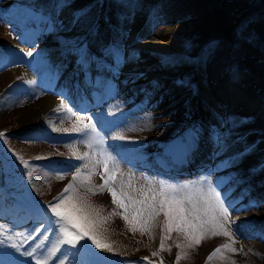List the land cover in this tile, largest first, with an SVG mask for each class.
Masks as SVG:
<instances>
[{"label":"rangeland","instance_id":"1","mask_svg":"<svg viewBox=\"0 0 264 264\" xmlns=\"http://www.w3.org/2000/svg\"><path fill=\"white\" fill-rule=\"evenodd\" d=\"M249 2L263 18L264 4L255 0H96L87 8L89 0H0V130H8L3 132L8 143L0 140V226L23 242L22 250H30L42 238L31 239L40 223L42 235L50 237L49 243L55 241L45 209L72 182L75 166L81 163L69 145H76L79 153L88 151L81 134L52 131L72 127L75 116L66 111L71 108L99 122L105 146L119 161L122 175L115 186L119 189L123 180L124 190L136 198L140 193L132 189L148 181L157 187L161 182L182 186L196 183L209 171L213 182L226 178L219 190L236 222L234 247L242 251L225 256L236 264H264V58L254 48L252 54L261 62L246 64L244 52L252 50L247 39L218 36ZM135 19L140 30L134 29ZM192 30L205 37L199 42L182 38ZM75 41L86 42L101 57L96 62L99 72L90 67L86 73L68 54L69 43ZM113 41L126 57L119 69H109L111 59L102 56ZM143 41L159 42L161 51L142 50ZM29 50L33 57L24 55ZM149 74L148 81L128 87ZM214 79L218 84L228 80L238 98L225 101L216 95ZM152 82L149 96L144 88H151ZM194 125L202 128L199 144L184 155L176 146ZM209 129L223 137L219 150ZM117 135L126 139H114ZM9 149L28 160L31 168L24 169ZM38 156L46 159L36 160ZM130 179L132 187L127 186ZM102 182L99 174L92 178L93 185ZM76 195L107 218L101 230L115 251L100 252V264H160L161 257L164 264H175L180 251L175 244L184 242L176 232L165 241L171 252L152 255L159 249L163 214L151 235L133 233L120 215H111L123 210L112 204L109 193L92 195L78 188ZM230 242L224 236H209L185 249L188 256L180 264H206L214 249ZM67 250L64 246L50 264H59ZM13 258L18 264H35L31 257L14 253ZM210 264L228 262L214 259Z\"/></svg>","mask_w":264,"mask_h":264},{"label":"snow or ice","instance_id":"2","mask_svg":"<svg viewBox=\"0 0 264 264\" xmlns=\"http://www.w3.org/2000/svg\"><path fill=\"white\" fill-rule=\"evenodd\" d=\"M79 19L80 17H76L74 22L78 23ZM67 52L75 58L77 65L82 70L90 68L101 58L97 57L89 45L83 41L69 43ZM24 55L33 57L34 52L29 50ZM102 56L111 59L112 63L108 66L109 69H119L126 59L123 50L115 41L103 49ZM26 83L33 84L34 81H26ZM61 106H63V101ZM66 111L75 116V123L71 128L53 127L52 131L81 134L84 137L81 142L88 151L79 153L76 145H69L73 148L75 160L81 163L75 166L72 182L68 183L45 209L50 218L49 222L54 226L56 239L49 243L50 237L42 235L44 225L40 223L33 230L36 236H32L31 239L35 241L37 237L42 236V238L30 250H22L23 242L18 241L15 234H9L3 226H0V264H18L13 258L14 253L31 257L35 264H50V261L56 257L57 253L61 252L64 246H68V250L60 258L59 264H100L102 260L100 252L114 253L113 244L106 240L101 230L107 222V218L102 217L85 197L76 195L78 188H85L92 195L109 193L112 204L123 210L120 213L114 210L111 215H120L133 233L139 231L142 234L151 235L157 218L163 214L165 219L160 245L158 251L152 253L153 256H159L165 250L171 252L170 247L166 248L165 241L171 238L173 232L182 235L184 240L183 243L175 244V247L180 250L176 254L175 264H180L182 259L187 258L188 253L185 249L199 246L209 236H224L231 242L214 249L208 256L206 264H210L214 259L227 261L228 264H236L234 260H229L225 256V252L236 254L242 251L234 247L236 240L233 225L236 222L231 219L229 206L219 190L227 183L226 178H217L213 182L211 171H209L202 174L196 183L182 186L161 182L157 187L153 182L148 181L146 186L132 189L140 193V198H136L124 190L123 180L120 181L119 189L115 186L118 174L122 175V173H120L117 156L109 151L104 144V138L101 135L102 129L98 128L99 122L92 116L76 115L71 108H67ZM201 133L202 128L194 125L176 146L177 151L184 155L190 154L198 146ZM113 138L126 139L123 135ZM209 138L219 150L223 144L222 135L214 129H209ZM0 140H3L4 144L8 143L5 133L0 132ZM8 151L12 152L24 169L31 168L30 162L23 156L11 149ZM35 159L46 158L38 156ZM101 168L103 172L99 173L98 170ZM98 174L101 175L103 182L93 185L92 178ZM32 178V172L29 171L28 179L31 181ZM127 186L132 187L131 179ZM27 239L28 237H25V240ZM149 264L152 262L149 261ZM160 264H164L162 257Z\"/></svg>","mask_w":264,"mask_h":264},{"label":"trees","instance_id":"3","mask_svg":"<svg viewBox=\"0 0 264 264\" xmlns=\"http://www.w3.org/2000/svg\"><path fill=\"white\" fill-rule=\"evenodd\" d=\"M255 1L257 2L260 1L259 2L260 4H264V0H255ZM252 3L253 2L244 4V6L239 9V11L236 13L235 16L233 17L231 16L228 25L225 26L226 28L222 29L220 32L222 35L225 34L224 36L233 35L235 36L234 38L240 36L245 37L247 39L248 45L252 47V50L251 52L250 50H245L242 58H246V59L243 62H245L246 64L251 63L255 65L260 63L261 60L260 58L253 56L252 51H254V48H257L258 52L262 53L261 57L264 58V17L261 16L263 18L260 19L256 11L251 10L252 8L250 6L253 5ZM182 36L181 37L183 39H187L189 41L197 40V42H199L202 38L205 37V33L200 32V30L199 31L196 30V32L192 30L187 34H183ZM0 131L6 132L8 130H0ZM261 136H264V134H261Z\"/></svg>","mask_w":264,"mask_h":264},{"label":"bare ground","instance_id":"4","mask_svg":"<svg viewBox=\"0 0 264 264\" xmlns=\"http://www.w3.org/2000/svg\"><path fill=\"white\" fill-rule=\"evenodd\" d=\"M148 5H149V2L147 3H144V10L143 11H145L147 8H148ZM147 14V13H146ZM135 15V14H134ZM141 15V14H140ZM145 16V15H144ZM137 17V16H136ZM135 17V18H136ZM139 17V16H138ZM141 17H143V16H141ZM136 20V19H135ZM146 20V19H145ZM130 21V20H129ZM136 22H137V20H136ZM149 22V21H148ZM132 23V22H131ZM130 23V24H131ZM139 23L140 22H137V23H135V24H133V25H135L134 26V29H141L140 27H139ZM142 25H143V23H142ZM145 25V24H144ZM120 26H121V28H123V23L122 24H120ZM151 26V25H150ZM117 29H119V28H117ZM116 29V30H117ZM171 30V29H170ZM143 32V31H142ZM170 32V31H169ZM133 33H135V31L133 32ZM137 33V32H136ZM141 34V33H140ZM131 35H132V33H131ZM138 36V35H137ZM137 38V37H136ZM47 40H53V39H50V38H48ZM141 48H142V50L143 49H145V50H150V51H153V52H157V51H161V44L159 43V42H152V43H149V42H145V41H143L142 43H141ZM140 48V49H141ZM141 50V51H142ZM140 51V52H141ZM135 52V51H134ZM133 52V53H134ZM145 52V51H144ZM164 52V51H163ZM52 56H55V54L54 53H52ZM162 67V66H161ZM161 69V68H160ZM152 74H154V73H152ZM160 73H156V75H159ZM150 74L148 75V76H144V77H142V78H140V80H135V82L134 83H131L130 84V87H132V86H136V85H141V83H143L144 82V79H146L145 81H148L149 79H150ZM211 77V76H210ZM223 77H225V76H223ZM160 78V77H159ZM212 78H213V76H212ZM211 79V78H210ZM209 79V80H210ZM219 80V79H218ZM218 80L217 79H214V80H212L211 82L213 83V90L215 91V94L216 95H218V96H223L224 98H226L225 99V101H227V98H229V97H233L232 96V93L231 94H225L226 92H229V91H231V89H232V87H231V84L228 82V80L227 81H224L225 83H224V86L226 87V88H223L222 87V85H220V86H218L217 85V83H218ZM222 80H224V79H222ZM222 83V82H221ZM237 89V88H236ZM236 92V91H235ZM204 94H205V96L207 97V96H209V94H208V92L205 90L204 91ZM222 94V95H221ZM238 95L239 94H236V96L235 97H237L238 98ZM48 104V103H47ZM50 104V103H49ZM216 104V103H215ZM223 104V103H222ZM214 111H216V113H218L217 111H219V113H220V108L218 109L215 105H214ZM223 109V108H222ZM188 164V163H187ZM181 168H183V166H181Z\"/></svg>","mask_w":264,"mask_h":264}]
</instances>
